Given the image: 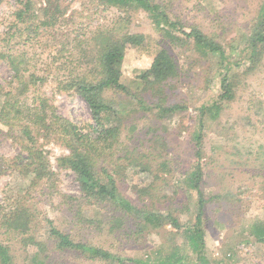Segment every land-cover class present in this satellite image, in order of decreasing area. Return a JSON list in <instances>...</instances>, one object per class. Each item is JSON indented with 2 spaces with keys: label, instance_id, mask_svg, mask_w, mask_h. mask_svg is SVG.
<instances>
[{
  "label": "rangeland",
  "instance_id": "rangeland-1",
  "mask_svg": "<svg viewBox=\"0 0 264 264\" xmlns=\"http://www.w3.org/2000/svg\"><path fill=\"white\" fill-rule=\"evenodd\" d=\"M29 1L26 7V0H0V53L13 61L0 59V104L6 98L27 108L41 102L48 116L87 131L90 110L66 86L75 77L98 79L105 39L141 35L143 42L124 52L120 83L126 91L105 94L118 111L105 121L116 136L95 157L96 170L113 176L134 207L171 215L182 229L168 220L153 227L112 204L88 200L62 165L70 155L68 139L46 124L29 144L21 127L0 120V242L10 247L13 264H158L173 250L182 264H200L183 232L199 211L190 184L198 163L205 259L264 264V236H256L264 229V49L249 58L264 0H151L177 29L136 6L124 12L101 0ZM18 11H24L21 19ZM192 30L219 45L223 58L195 47L183 34ZM161 50L173 58L177 74L145 84L139 75ZM224 76L232 93L226 100L220 99ZM174 105L182 109L172 115L159 109ZM28 146L38 158L25 159ZM51 227L115 258L104 262L61 250Z\"/></svg>",
  "mask_w": 264,
  "mask_h": 264
},
{
  "label": "trees",
  "instance_id": "trees-1",
  "mask_svg": "<svg viewBox=\"0 0 264 264\" xmlns=\"http://www.w3.org/2000/svg\"><path fill=\"white\" fill-rule=\"evenodd\" d=\"M101 1L107 6L115 7L124 12L127 11L129 8L128 6L140 7L147 13L156 17V19L162 17L164 22L171 28L177 29V26L179 25L178 23L171 22L167 14L161 11V7L154 4L151 0ZM29 2V0H26V7L29 5ZM261 10L264 18V7ZM23 14L24 11H18L17 17L21 19ZM183 34L187 38H192L195 47L201 48L212 54L218 53L219 57L223 58L222 48L198 30H192L189 33L183 32ZM142 42L143 37L141 35L128 33L119 37L117 40L111 38L105 39V46L100 48L98 52L97 67L100 69L98 79L88 81L81 77H75V79L66 86L65 89H74L90 110L93 124L87 126V131L81 130L76 125L57 115L48 116L46 108L41 106V102H38L35 105L33 103L32 106L27 108V106L23 107L22 105H18L17 102L13 101V98H6V102L0 104V120L6 125H10V127H21L20 133L26 137L29 144L34 141L32 133L36 134L38 126L46 124H49V126L54 128V134L61 140L62 138L63 140L68 139L70 155L62 159V165L74 172L81 188V192L88 198V200L94 199L98 203L105 202L110 205L112 204L125 213L133 215L139 221L153 227L159 226L162 222L168 220L174 229L180 230L182 229V226L178 223L177 219L171 215L165 217L157 216L134 207L130 201L120 195L116 180L113 176L108 175L103 171L96 170V158L98 155L101 156V153L103 154L107 148L111 147L112 140H114L116 136V130L114 128L111 129L106 127L105 121L109 120L110 117L117 115L118 111L105 97V94L110 90L126 91V88L120 83V78L122 76L120 69L124 52L126 46H138ZM249 47L251 48V55L249 58L253 61L257 58L260 50L264 49V21H262L261 25L251 36ZM0 59L13 63L12 57L5 53H0ZM17 72L18 71L16 70L15 73ZM176 74L177 68L173 58L165 50H161L153 58L150 66L139 75V79L148 85L156 83L161 84L163 81L175 77ZM19 78L22 81L27 82L28 79H34V75H29L28 78L26 77V80H24V77L21 75ZM227 80L226 76L221 80L222 95L220 96V99L222 100L230 99L232 95L231 86ZM159 109L161 113L172 115L180 111L182 107L174 105L169 108ZM9 120H11V122H9ZM24 120L25 124H21ZM74 139V146L76 145V147L71 145V140ZM199 139L200 137H197L198 141ZM26 150L27 155L25 159L30 160L32 158L34 160L38 158L35 156L36 152L34 151V147L28 146ZM197 155L199 156L198 153ZM25 172L27 173L28 169ZM34 172H37V170H34ZM200 182L201 166L198 163L192 174L190 184L191 188L196 190L199 211L195 217L194 224L189 229L183 230V232L185 239L189 242L190 248L198 256L200 264H209L203 254L205 242L204 231L201 227V217L203 215L204 201L200 190ZM6 228L8 227L6 226ZM11 228L16 229L17 225L13 227L11 225ZM256 236H264V229L258 230ZM50 237L54 239L56 246L61 250L77 251L92 259L104 262H109L115 258L112 254L100 248L72 241L67 234L61 233L54 227H51L50 229ZM33 244L37 247H42V245L37 242H33ZM12 258L10 247L0 242V264H13ZM143 264L157 263L148 262V260H146ZM158 264H182V257L178 256L177 252L173 250L169 253L166 259Z\"/></svg>",
  "mask_w": 264,
  "mask_h": 264
}]
</instances>
